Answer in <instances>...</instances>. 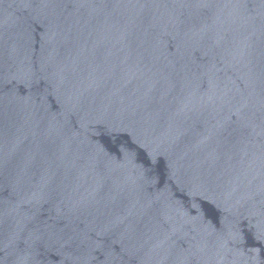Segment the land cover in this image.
<instances>
[{"label": "water", "instance_id": "95a60500", "mask_svg": "<svg viewBox=\"0 0 264 264\" xmlns=\"http://www.w3.org/2000/svg\"><path fill=\"white\" fill-rule=\"evenodd\" d=\"M0 264H264V0H0Z\"/></svg>", "mask_w": 264, "mask_h": 264}]
</instances>
